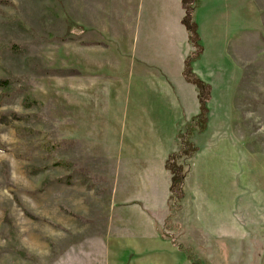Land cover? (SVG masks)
I'll return each instance as SVG.
<instances>
[{"label": "rangeland", "instance_id": "obj_1", "mask_svg": "<svg viewBox=\"0 0 264 264\" xmlns=\"http://www.w3.org/2000/svg\"><path fill=\"white\" fill-rule=\"evenodd\" d=\"M219 1L231 12L224 46L201 40L203 74L213 82L208 127L192 137L199 150L189 192L169 227L171 174L157 163L174 145L154 137L153 108L128 112L129 96L112 95L123 81L110 80L109 70L135 59L130 24L141 11L182 9L179 0H0V42L28 48L4 50L0 76H27L41 101L27 107L23 92L1 97L0 89V264L128 262L125 245L153 220L186 250L188 264H264V0ZM212 2L204 0L205 26ZM27 57L78 73L37 75ZM185 113L181 128L197 114Z\"/></svg>", "mask_w": 264, "mask_h": 264}, {"label": "crops", "instance_id": "obj_2", "mask_svg": "<svg viewBox=\"0 0 264 264\" xmlns=\"http://www.w3.org/2000/svg\"><path fill=\"white\" fill-rule=\"evenodd\" d=\"M199 1L196 18L199 24L202 42L208 45L209 36H212L215 42L221 43V47H223L222 28L228 24L223 21V18L226 16L231 17V12L223 11L221 8L224 5L221 1L213 0L211 3L212 21L209 26H205L204 21L206 18L203 17L205 15V11H203L205 3L204 0ZM179 2L182 9L177 5L176 8L168 7L159 11L151 9L141 11L140 18H135L133 24H130L131 26L129 25L130 28H132V35L130 37V41L132 42L131 53L134 55L135 59H131L129 63L126 62L125 68L122 67V70L121 68H119L120 70L115 69V71L112 69L109 70V72L112 71L113 74H115L110 77V80L118 82L123 81V83H120L123 87L116 88L112 95H114L116 99H121L123 95H126L127 98L129 96L131 107L127 104L126 108L128 112L137 113L141 111L143 107H146L145 112L147 113L151 111L149 108H153L154 115L151 111V113H147V116L155 122L153 127L154 130L152 129L154 131V137L156 139L168 137V140H166L169 142V146L173 144L174 147L177 145L176 135L181 128L182 116L186 114L185 112L187 111L193 112L192 114L194 115L199 109L196 86L188 82L183 73L185 59L189 55L192 45L189 41L188 30L183 24L185 10L182 6V0H179ZM229 5H232V10L236 3L233 1V3H229L227 7ZM232 18L233 20H231V22L234 21L235 26L236 18L234 17V13ZM121 28V30H125L123 27ZM112 35H114V32H111V37ZM112 38L119 40L122 46L129 48L126 43V37V41L121 35L120 39L115 38V36ZM116 46L118 47L119 45L116 43ZM204 56L205 49L203 55L193 63V68L198 76L212 86L213 82L207 79V77L205 78V74H203L204 66L201 65V63L204 60ZM132 61L133 63H131ZM139 74H145L140 75V77L144 78L143 80H136ZM142 81H146V86L140 84ZM152 85L159 90V92L158 90L154 91V95L150 94L153 93L150 91ZM175 85H179V89ZM188 86H193L192 90ZM125 87L131 88V91L128 93L123 92L122 90ZM141 87H143L144 91L141 90ZM120 92L121 94H119ZM144 96L147 98L152 96L155 97V99L157 97L159 98L152 104H143L140 99ZM165 97L166 99L169 97L167 100L170 101V103L165 100ZM180 97H182L184 101L182 105ZM185 104H189V106H185ZM128 117L127 115V118ZM135 117L137 116L133 118ZM152 140L153 136L151 142ZM154 143L162 144L163 142L158 140V142ZM173 148L168 147L164 153L163 159L157 163L161 170L165 172H168L166 169V160L170 152L174 150ZM169 192L170 189L167 191L168 197ZM167 217L168 216L165 217V221ZM151 224V231H149L148 227V231L146 229L148 233L145 232L143 233L144 235H138L125 245L127 249L125 252H130V260L118 264H188L186 250L175 244L172 239L165 235L163 236L157 220H153Z\"/></svg>", "mask_w": 264, "mask_h": 264}, {"label": "trees", "instance_id": "obj_3", "mask_svg": "<svg viewBox=\"0 0 264 264\" xmlns=\"http://www.w3.org/2000/svg\"><path fill=\"white\" fill-rule=\"evenodd\" d=\"M7 2V1H6ZM199 0H182V6L185 10L183 17V24L186 26L189 34V41L192 49L185 59L184 63V77L194 84L198 93L199 112L192 116L189 122L179 129L176 135L177 150H173L168 155L166 160V169L171 174L170 179V194L168 197V205L170 214L165 221V225L171 227L172 219L178 216V212L182 209L184 202L188 195V177L192 171V159L197 154L199 147L192 141L195 132H203L208 127L209 122V107L208 102L211 98V85L198 76L193 68V63L197 61L203 54L204 46L201 42L199 32V24L196 18L197 7ZM17 21V19L15 20ZM81 26V25H78ZM21 27L25 26L22 23ZM71 31V29H69ZM9 49L14 54H27L28 48L18 43H1L0 42V61L4 59L3 51ZM26 64L37 75L41 76H68L78 73L72 68H60L46 66L37 57H27ZM29 78L25 75H18L8 71L7 75L0 76L1 97L12 96L13 93L23 92V104L25 106L41 105V101L36 98L33 92L28 91L31 87L28 85ZM6 113L0 112V123L5 122ZM20 133V131H18ZM51 141L48 142V144ZM43 145L46 144L43 142ZM3 149L4 146L0 145ZM60 143H55L52 154ZM28 158V157H27ZM48 158V156H47ZM55 165L63 164L68 168L72 166L71 163L64 160L54 159ZM171 219V220H169ZM164 225V227H165ZM172 241L179 245L173 238ZM180 246V245H179Z\"/></svg>", "mask_w": 264, "mask_h": 264}]
</instances>
